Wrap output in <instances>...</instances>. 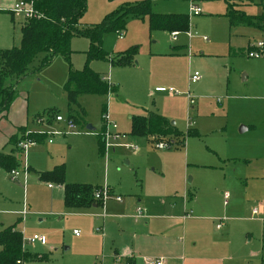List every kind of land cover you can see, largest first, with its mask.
Here are the masks:
<instances>
[{
    "label": "rangeland",
    "instance_id": "1",
    "mask_svg": "<svg viewBox=\"0 0 264 264\" xmlns=\"http://www.w3.org/2000/svg\"><path fill=\"white\" fill-rule=\"evenodd\" d=\"M143 1L86 0L78 24L97 25L106 15ZM148 1L154 14L187 15L188 31L178 32L172 40L168 31L149 30L148 16L129 14L121 35L102 34L104 58H87L89 41L73 37L68 59L57 56L36 71L41 57L37 58L31 64L32 73L17 86L8 121L16 125L21 119L27 127L23 137L16 130V137L26 143L25 134L34 127L59 133L51 144L44 140L30 143L25 152L13 149L17 180L0 168V230L15 225L22 233L23 249L48 260L26 264H89L97 252L100 259L95 262L93 255L95 263H90L96 264L101 261V249L112 253L126 235L130 240L136 232L131 224L135 208L160 212L162 203L165 214L170 213L168 206H174L172 214L179 217L191 212L192 222L180 220L166 239L155 238L169 241L178 251L195 244L194 254L182 257L183 264H264V222L250 218L251 210L264 204V58L244 55L248 43L264 40V35L253 28H230L224 17L225 0ZM241 1L238 9L246 16H264L263 1ZM192 8L199 15L192 16ZM12 17L14 23L8 14L4 27L0 20V51L20 44L23 14L14 12ZM131 49L135 54L128 63L110 64V58ZM234 51L242 55L232 56ZM85 66L106 79L114 91L78 94L76 104L68 107L64 87L69 68ZM193 72L201 79L190 84ZM48 112L64 121L54 128V119L48 123L45 118ZM147 112L173 122L183 134V145L170 147L166 139L150 141L131 135V118ZM104 115L116 126L109 131L118 138L103 144L100 151ZM68 116L75 120L70 131L65 122ZM11 124L0 123V141L11 136ZM242 127L247 130L241 133ZM158 143L166 148L159 149ZM9 150V146L4 149ZM24 156L36 173L62 165L66 184L99 187L107 191L104 200L95 207L66 208L60 185L29 174L23 178ZM222 193L229 195L226 206ZM120 214L132 216V222L117 221L114 216ZM101 217L107 227L98 233ZM33 235L46 243H29ZM82 254L88 256L84 261Z\"/></svg>",
    "mask_w": 264,
    "mask_h": 264
},
{
    "label": "trees",
    "instance_id": "2",
    "mask_svg": "<svg viewBox=\"0 0 264 264\" xmlns=\"http://www.w3.org/2000/svg\"><path fill=\"white\" fill-rule=\"evenodd\" d=\"M32 4L36 16L23 20L20 27V44L0 51V118L4 117L16 98L17 86L24 77L31 74V64L38 60L39 67L36 71L46 67L54 58L61 56L68 59L71 55L70 42L73 37H83L89 41L87 58H104L105 53L101 49V36L104 32L114 31L121 33L125 30L126 17L133 14L143 18L148 16L149 30H164L171 33L188 31L189 19L185 14L161 15L151 12L150 1L145 0L134 6H126L120 10L106 15L103 20L94 26L81 27L78 22L86 10V0H24ZM260 2L264 0H258ZM233 0H225L227 5L225 17L229 27H254L264 32V16L249 17L235 9ZM135 54V49L119 54L116 58H110V64H125ZM235 54L232 52L231 54ZM38 58V59H37ZM67 96L68 107L76 104L75 96L104 95L114 91V87L94 73L88 67L81 70L69 68L68 80L64 87ZM105 112L102 111V113ZM101 113V114H102ZM53 112L45 116L47 122L55 118ZM38 118H41L38 117ZM69 119L75 121L68 116ZM39 122V120H37ZM130 134L142 136L150 141L157 138L166 139L170 147L182 146L183 134L163 116L148 112L146 115L131 118ZM104 130V129H103ZM18 132L25 133L24 129ZM102 133V132H101ZM193 134H196L193 132ZM45 132L29 131L25 138L32 143H40L46 139ZM99 150L104 148L100 134ZM21 140L12 136L8 144L17 147ZM16 160L13 154L0 152V168L14 170ZM30 169L28 168V173ZM42 181H53L63 188V204L66 208H85L96 206L100 200L94 198V194L101 192L99 187L89 185L66 184L64 182L63 166H56L52 171L36 173ZM21 231L15 225L0 231V264H20L39 262L46 260L45 255L30 254L23 249Z\"/></svg>",
    "mask_w": 264,
    "mask_h": 264
},
{
    "label": "crops",
    "instance_id": "3",
    "mask_svg": "<svg viewBox=\"0 0 264 264\" xmlns=\"http://www.w3.org/2000/svg\"><path fill=\"white\" fill-rule=\"evenodd\" d=\"M251 1L252 2L256 1L259 4L258 0H251ZM16 3H17V0H0V20H3V22H4L3 27L6 25L5 22L7 20L8 14L11 15L12 24L14 23V19L12 17V8H13L14 4H16ZM231 3H233V2H231ZM233 4L235 5V9L239 10L238 6L240 4H242V1L236 0V2ZM226 7H227V5H226ZM224 17H225V15H224ZM22 23H23V21H22ZM22 23H19V29H20ZM246 28H248V27H246ZM249 28H252V27H249ZM253 29H256L257 31H261L260 29L254 28V27H253ZM261 33H262V35H264L263 31H261ZM254 42H257V41L253 40V41H250L248 43V46L244 52L245 56H246V52L248 51L249 46L251 44H253ZM233 53L235 54L234 56L242 55L241 54L242 51H237V52L234 51ZM188 81H189V77H188ZM161 91H163V90L161 89ZM12 104H11L9 110L7 111L6 115L4 117L0 118V123L1 122H3V123L9 122L11 124V122L8 121V119H10V110H12L11 109ZM139 116H142V115H139ZM36 122H37V120H36ZM39 123H41V122L39 121ZM11 127L13 130L10 133V135H11L10 137L17 136L16 135L17 133L15 134L16 130L18 131V129H26L27 125H26V122H25V124H23L21 119H19L16 121V125L11 124ZM56 127H57V125H55L54 128H56ZM42 128L43 127H37V128L34 127L30 131H39V130L46 131L47 130L46 128L45 129H42ZM240 130H241L240 132L242 133V132H245L247 130V128L242 127ZM10 137H2L1 138L2 141H0V152L3 154H13V151H14L13 149L16 148V147L8 144V140ZM52 138L53 137H51V140H52ZM45 140L47 141V137ZM52 142H53V140L51 141V143ZM51 143H49V144H51ZM7 146L10 147L9 152L4 151V149H6ZM27 167H28V165H27ZM29 169H30V172L28 173L29 176H30V174L36 175V172L33 169H31V168H29ZM35 177H37V175ZM53 188L54 187L52 186L49 189H53ZM259 205H262V207L264 208V204H259ZM92 207H95V206H92ZM173 207L174 206H171V207L168 206L167 207L168 211L170 212L168 214H165L167 211L165 210L163 203L160 205V209L164 208V210L160 211V212L155 211V210H150L146 207H144V209L140 208V210L142 211V213L144 215V217H142V218H135V212L138 209V208H135L133 211V218L135 220V223H133L131 220H129L130 217L132 218V216L129 217V216L124 215V214L114 216L117 221L127 220V222H129V221L132 222L131 224L134 225V227H135L134 230L136 232L132 233V237L130 238V240H129L128 236L126 235L124 237V240H125L124 243L119 244L117 246H114L112 253H106V249H104L105 251L103 252V249H101V251H100L101 252L100 257H101V261H102V262L100 261L101 264H143L144 260H146V259H162L163 264H183V262L185 260L182 259V257L183 258L190 257L191 254H194V250L196 249L195 244H193L191 246L190 250L187 249V247H182L180 249V251H178L177 249H174L172 247V245L169 241L165 242L162 240L155 239V238L166 239L165 238L166 234L173 232L176 228V223L179 222L180 220L182 222H187V221L192 222L193 221V220H191V212L184 213L182 215V217L173 215L172 214L174 212ZM101 219H102V221H101L102 226L97 228V229H100V232L102 231V229H104V227L105 228L107 227V224L106 225L104 224L105 218L101 217ZM138 220H141V221H138ZM182 225H184V223ZM217 225H222V223H219ZM217 225H216V229H217ZM218 229H220V228H218ZM138 230L141 231V234L140 233L138 234ZM73 231H75V230H73ZM95 231H96V229H95ZM75 237H78V236H75ZM151 237H153V238H151ZM140 239H141V241H140ZM102 240H103V237H102ZM137 240L140 241V243L136 244ZM36 243H39V242H36ZM45 243H46V241L44 240L43 244H45ZM65 250H68V248H65ZM208 250H209V248H208ZM203 251H206V249H204ZM96 253L97 252H95L93 254L94 255V261L95 260L98 261L100 259V258H98ZM103 253H104V255H103ZM93 255L90 257L89 264L91 263V261L94 262L93 261ZM191 257H193V255ZM82 258H83V260H81V261H84L85 259L88 258V256L86 254H82ZM46 260H47V258H46ZM94 263H92V264H94ZM72 264H73V262H72Z\"/></svg>",
    "mask_w": 264,
    "mask_h": 264
},
{
    "label": "built area",
    "instance_id": "4",
    "mask_svg": "<svg viewBox=\"0 0 264 264\" xmlns=\"http://www.w3.org/2000/svg\"><path fill=\"white\" fill-rule=\"evenodd\" d=\"M261 6L264 8V1L261 3ZM17 12V13H22L23 14V20L36 16L37 13L34 11L32 4L28 3L24 0L19 1L18 3L14 4L13 8H12V13ZM199 10L197 8H192L191 9V14L193 16H197L199 15ZM119 35H121V33H118ZM171 38L174 40L176 38L177 33L173 32L170 34ZM246 57L247 58H254V59H258V58H264V40L261 41H257L254 42L253 44H251L248 48V51L246 52ZM200 75L197 72H193L190 76H189V82L191 84L197 83L200 80ZM169 92H173L171 89L168 90ZM64 120L59 116L56 115L54 118V125L62 123ZM102 121L105 123V127L103 130V134L101 135L102 141L103 143L107 146V142L112 139V140H116L118 137L116 135H111L109 130H115L116 126L114 124H110L107 121V117L106 115L102 116ZM66 122V128L68 131L73 129V121L69 118H67ZM53 130V129H52ZM44 130H39V132H43ZM45 135H47V142L51 143V138H48L49 135L50 137H53L54 135H59L58 132L55 131H51V130H46L44 131ZM62 135H66L65 133H61ZM27 142L23 143L22 141L18 142L17 147L19 148L21 151L25 152L27 150L28 145L32 142H30V140L26 139ZM157 147L159 149H163L166 148V145L162 144V143H158ZM26 156V155H25ZM25 156H24V168H23V178L26 179L28 176V167L26 165V160H25ZM9 176L12 180H17L19 177V173L15 170H11L9 172ZM48 187H52L50 184H48ZM105 194H107V191L104 190V192H97L94 194V198L98 199V200H104V196ZM222 199H223V205L226 206L228 204V199H229V195L227 193H222ZM116 202H121V199L119 197L115 198ZM22 216H24V213H22ZM144 217L142 211L140 209H137L135 212V218H142ZM187 217V216H186ZM250 218L251 219H257L260 220L262 222H264V208L262 207V205H258V207L253 208L250 212ZM221 225H217V229L220 228ZM96 232H100V229H96ZM73 234L75 236H78V232L77 231H73ZM29 243H35V242H39L41 244L44 243V238L43 237H38L36 235H33L30 239L27 240ZM22 246H23V239H22ZM16 264H20L18 261L16 262ZM96 264H101V262H97ZM143 264H163V260L162 259H146L144 260Z\"/></svg>",
    "mask_w": 264,
    "mask_h": 264
},
{
    "label": "water",
    "instance_id": "5",
    "mask_svg": "<svg viewBox=\"0 0 264 264\" xmlns=\"http://www.w3.org/2000/svg\"><path fill=\"white\" fill-rule=\"evenodd\" d=\"M171 125H173L174 123L173 122H171L170 123ZM87 130H92V128L91 127H89V126H87V128H86ZM241 131V130H240ZM36 175L35 174H30V177H35Z\"/></svg>",
    "mask_w": 264,
    "mask_h": 264
}]
</instances>
